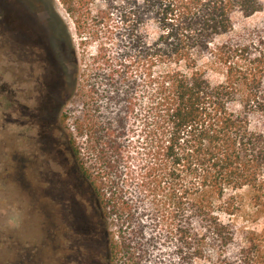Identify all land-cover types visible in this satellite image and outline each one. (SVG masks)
<instances>
[{"label":"trees","instance_id":"obj_1","mask_svg":"<svg viewBox=\"0 0 264 264\" xmlns=\"http://www.w3.org/2000/svg\"><path fill=\"white\" fill-rule=\"evenodd\" d=\"M57 1L83 60L66 28L82 113L61 121L105 264H264V229L231 222L241 189L264 214V19L234 22L263 0Z\"/></svg>","mask_w":264,"mask_h":264},{"label":"rangeland","instance_id":"obj_2","mask_svg":"<svg viewBox=\"0 0 264 264\" xmlns=\"http://www.w3.org/2000/svg\"><path fill=\"white\" fill-rule=\"evenodd\" d=\"M263 19L264 11L248 18L236 15L234 22L236 27L252 26ZM66 28L81 72L79 37L57 0H0V264H11L15 258L23 259L20 264H44L45 259L42 245L44 184L41 177L31 173L32 169L20 160L27 156L28 146L23 138L25 134H20L23 128L17 124L18 108L22 113L24 110L32 114L35 126L47 124L49 132L60 140L67 159L66 169L77 179L82 209L89 220L95 221L97 241L104 254L103 225L97 205L95 207V195L77 168L67 145L65 123L61 121L66 116L71 123L82 113V94L80 86L74 84L76 76L68 57ZM95 44L88 46L89 54L94 52ZM210 77L222 79L219 74ZM47 89L48 110L42 113L37 110L36 100L45 99ZM234 194L240 201V210L231 217V222L238 228L262 234L264 214L253 207L251 192L241 189ZM20 249L28 251L27 261L26 256L16 257L17 250L18 255L25 253Z\"/></svg>","mask_w":264,"mask_h":264},{"label":"flooded vegetation","instance_id":"obj_3","mask_svg":"<svg viewBox=\"0 0 264 264\" xmlns=\"http://www.w3.org/2000/svg\"><path fill=\"white\" fill-rule=\"evenodd\" d=\"M28 79L31 81V76ZM47 94L48 89L46 100L42 97L40 101L36 100L37 110L42 113L48 110ZM18 109L15 113L17 124L20 129L23 128L20 134H25L23 138L28 146L27 156L20 160L32 169L31 173L40 176L44 184V264H105L107 254H103L99 248L95 221L89 220L87 212L82 209L80 186L75 176L66 169L67 159L60 140L49 132L47 124L35 126L32 114L21 109L25 112L22 113ZM94 201L96 207V198ZM21 251L25 253L18 255L17 250L16 257L26 256L27 261L28 251L20 249ZM19 259L21 260L15 258L11 264L22 263L23 259L18 261Z\"/></svg>","mask_w":264,"mask_h":264}]
</instances>
